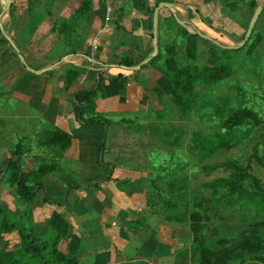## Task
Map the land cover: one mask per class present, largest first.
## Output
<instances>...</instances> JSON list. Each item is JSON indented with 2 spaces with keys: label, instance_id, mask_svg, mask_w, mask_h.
Instances as JSON below:
<instances>
[{
  "label": "rangeland",
  "instance_id": "374dc122",
  "mask_svg": "<svg viewBox=\"0 0 264 264\" xmlns=\"http://www.w3.org/2000/svg\"><path fill=\"white\" fill-rule=\"evenodd\" d=\"M118 1L12 0L7 9L5 0H0V167L8 159H19L29 182L45 175L47 194L57 203L67 189L99 181L108 171L98 165L101 128L81 127L64 77L57 80L51 75L45 78V74L52 72L63 54L81 53L86 41L99 31L101 18L105 26L126 30L124 25L131 28L142 12L152 33L146 11L158 0H120L121 5ZM161 1L188 6L202 22L199 31L231 49L217 52L203 40L181 35L172 11L163 8L159 12L160 56L156 68L169 73L186 69L212 72L219 80L196 81L194 106L184 112L171 97L164 98L162 112L157 115L162 120L147 114V120H156L154 124L144 123V131L126 139L119 148L106 146L105 162L115 155H131L143 174L161 164L153 172L159 174L162 169L163 175H144L133 183L117 180V186L127 188L133 204L120 197L123 191L114 189L119 199L109 197L106 184L100 187L102 190H83L80 197L70 196L58 210L70 230L57 242V251L65 254L72 246L77 250L78 264H203L201 253L210 264H264V251L245 256L238 247L241 240L254 237L264 244V122L254 126L253 120L264 121V0L259 2L262 11L251 38L239 49L235 47L243 42L255 13L251 9L253 0ZM185 28L194 33L190 25ZM120 47L112 53L117 66L129 57L128 47ZM153 51L152 42L143 57L135 55L134 63L140 65ZM49 68L40 76L30 71ZM238 110L247 111L251 118L235 129L228 127L226 123L233 122L232 115ZM122 116L110 114L108 118L118 120ZM163 142L165 147L160 146ZM66 143L67 148L63 146ZM219 145L224 146L216 150ZM157 154H162L161 163ZM10 176L5 175L0 183V230L5 224H21L26 234L47 246L44 261L27 258L23 263L56 264L57 256L51 253L55 237L48 225L54 209L44 203L42 193L31 204L23 203ZM170 178L188 181L186 188L191 192L182 195L181 201L187 208L168 213V219L159 206H149V212H144L143 197L155 196L156 179L165 186ZM218 181L221 186L214 187ZM238 184L249 200L251 195L260 194V198H244L241 202L239 191L228 196ZM78 207L82 210L76 211ZM127 213L141 215L147 221L146 232L139 240H133L127 232L123 242L112 244L117 249L114 252L106 240L109 233L123 237L120 216ZM202 228L207 242L204 245ZM0 236L15 242L11 235ZM84 237L85 244L80 245Z\"/></svg>",
  "mask_w": 264,
  "mask_h": 264
},
{
  "label": "crops",
  "instance_id": "0c3cea01",
  "mask_svg": "<svg viewBox=\"0 0 264 264\" xmlns=\"http://www.w3.org/2000/svg\"><path fill=\"white\" fill-rule=\"evenodd\" d=\"M119 1L118 4L121 5L122 3L121 1ZM172 5V13L182 20L181 24H183L184 27H186L184 23H188L187 21H190V24H192L194 27L196 26L197 28H199L198 30H200L202 22H200L199 17L196 15V13H194V11H191L188 6H184L182 4ZM102 12L103 15L101 17L104 16V10ZM141 13L142 12H140L139 14V18L141 17V19L135 20L131 28L128 29V25H124L123 29L126 30H117L109 27L108 25L105 26V24L103 23V19L100 17L101 25L99 31L93 37L89 38V40L86 41L83 51L81 53H77L76 56L63 58L56 64L52 72L47 71L49 74H45V78L51 75L56 79L61 77H64L65 79V74L68 71L75 68L78 69L79 76L69 89V93L71 91L70 94L72 96L78 91L94 88L98 79V75L108 69L109 75L113 78L108 79L103 83L102 88L105 94V99H100L96 102V112L105 116H109L110 114H115V116H118L120 114L123 115L122 119L125 120L124 123L120 124V122H123L122 119L119 118L118 120H114L110 118L111 122L108 126V135L103 154V162L105 164L111 165L114 168V171L112 178L113 181L105 184L107 185V187H109L107 188V195L109 197H113L116 199H119L121 197L125 201L131 203L134 202L133 197L130 195L128 196L127 188L123 185L122 187H119L120 185L117 184V182L130 181L131 183H133L141 176L144 177V175L148 174H151L157 178H161L163 175L162 169L159 170L161 171L159 172V174L153 172L156 171L158 167L161 168V164L159 166L156 165L154 167H151L150 172H147V174H143L140 170L141 165L137 163L136 158L131 155H125L124 157L115 155L112 161L105 162L104 157L108 153V150L106 151V146L108 145L111 150L119 148V145H121V143L125 144L126 139L138 136L142 131H144V123L145 126L146 124H154L156 120L154 122L149 121V119L151 118H148L147 120V114H155V118L158 121L162 120V118L157 117V115L160 116L162 112L163 104H165L163 99L171 97L172 92L170 81L160 71L157 70L156 66L147 65L141 70L130 71L119 68L114 64V62L116 61V57L112 53L118 51L117 49H120V46L122 44H125L128 47L127 53L129 54V59L135 62L137 61V55L143 57L148 52V49L153 42L151 38L152 33L150 34L148 32V23L147 21H145V18H143ZM178 23L179 25H181L180 21H178ZM116 77H123L126 80H119ZM117 113L119 114L116 115ZM94 125H97V128H101L100 139L98 141V143H100L102 127L99 123H95L91 125V127ZM165 144L166 143H161L160 146L165 147ZM99 148L100 146L98 147V153ZM152 153L153 149L151 151V154ZM155 157H158L160 163L161 161H163L162 154H157ZM159 180L156 179L157 185H155V189L158 191L156 192L155 196L144 195V203L142 206L143 211L146 213L149 212V206L150 208H157V206L161 207V203L158 199V193L163 195L167 201L174 202L177 205L178 209L175 212L178 213L181 209H184L187 205H183L181 203L182 195H184L185 193L189 194L191 192L189 188H186L188 186V181H181L177 178L176 180L170 178V181H168L170 183L164 186V184ZM116 184L119 186H117ZM114 189L118 190V193H121L120 191H123V193L120 194V197L114 194V192L116 191ZM100 190L102 189L100 188ZM84 192L85 191L82 190L72 193L70 195L71 199L72 197H80V195ZM195 198L199 199L198 194H195ZM78 209H80V211L82 210L78 207L76 211ZM111 212L113 214V211ZM107 213L110 216L111 213L109 212V210L107 211ZM168 213H172V211L167 213H164L163 211L162 214H164L168 219L170 218L168 217ZM127 214H125L124 216H120L121 227L124 229L123 237H121L120 235L117 236L114 233H109L110 238H108L109 240H106L108 243H110V248L114 252L117 251V249H114L112 244L114 243L113 245H119V243L123 242V240L127 237V234H129L127 232H130L133 240H139L142 237V235L140 234H144L146 232L145 230L147 227V221L143 219L141 215L138 216L135 214H128L127 218H125ZM150 215H152V213ZM125 220H144L145 225L138 230H133L124 225L122 221ZM85 241L86 240L84 237L82 240H80V245H84ZM75 246L77 247V245ZM147 251L149 250L147 249Z\"/></svg>",
  "mask_w": 264,
  "mask_h": 264
},
{
  "label": "trees",
  "instance_id": "16d2710c",
  "mask_svg": "<svg viewBox=\"0 0 264 264\" xmlns=\"http://www.w3.org/2000/svg\"><path fill=\"white\" fill-rule=\"evenodd\" d=\"M63 1L67 3H73V0H63ZM161 2H162L161 0H158L157 5L153 9L146 11V15L151 22L154 11ZM259 2L260 0L252 1L251 9L254 12L260 6ZM173 18L177 20V22L178 21L182 22V20L179 17H177L175 14L172 15V19ZM184 24L190 25L194 29V33L191 34L189 31H187V29L184 26L179 25L181 35L203 40L207 42L212 48H214L217 52H225L230 49L229 47H226L216 42L215 40L205 36L192 24L190 23H184ZM70 56H76V53H66L60 57L62 60L63 58ZM159 56H160V51L157 57L153 58L148 65L156 66L157 61L159 60ZM138 65L139 64H136L134 63V61L130 60L129 57H125L120 62L118 67L132 71V69H134ZM157 70L160 71L170 81L172 87V92H171L172 100L178 107V110L181 112L187 111L192 106H194L195 98L193 93H194V85L196 81L202 78H204L206 81L219 80L218 75L217 74L214 75L212 72L211 74H205L203 72L197 73L195 71L186 69L174 73H169L166 70L162 69L161 67H157ZM78 76H79V71L76 68L68 71L65 74L64 84L66 90L70 89V87L75 82ZM111 78L113 77L109 75L108 69H106L105 71H103L101 74L98 75V79L94 88L89 90H81L72 95L73 113L75 115V119L77 123L81 127H88L95 123H99L102 127V135L99 143L100 148L98 153V165L100 168L108 171V174L104 178L87 185L83 184L77 187L67 189L62 195L61 202L57 203L53 201L47 194V186L44 183L45 175L38 176L37 181L36 182L34 181V183L29 182L28 175H26V173L22 170L19 159H8L4 161L2 166L0 167V183L4 179L5 175L11 173L10 181L16 185V194L23 203L31 204L35 200L37 195L39 193H42L44 203L51 206L54 209L50 217V221L48 222V225L55 237L54 243L52 245L51 253L57 256V259L55 260L56 264H78L77 250L72 246L67 248V252L65 254H60L57 251V244H58L57 242H59L61 239L66 238L70 230L69 225L59 215L58 210L65 205V202L69 199V196L72 193L79 192L82 190H95L99 188L102 184L113 181L112 178H113L114 168L111 165L105 164L103 162V154H104L105 144L108 135V126L111 120L110 118H108V116L101 115L96 112V102L100 99H105V94L103 92L102 85L106 80ZM116 78L119 80H126L123 77H116ZM236 113L232 115L234 116L233 122H231L230 124L226 123L228 127H231L233 129H235L237 126H240L242 123H245L244 121H246L247 119L251 118L249 117L248 112L245 110H238ZM124 120L125 119H122L123 122H120V124L124 123ZM253 120H254V126L261 125L264 122L256 119ZM53 140L54 142L57 143L59 142L57 139H53ZM222 143L225 144L226 142L224 141L221 142V144ZM232 145L234 144L228 145L226 147L229 148V146ZM63 146L67 148L69 144L66 143V145ZM222 146L224 145L217 146L216 150L222 149ZM253 156H255L256 158V153H254ZM256 182L257 181H255V184H257ZM219 186H221L220 181L214 184V187H219ZM236 191H239L240 197L242 198L241 202L243 201L244 198H246V200H249V196L246 195L247 193L243 190V188L239 184L232 187L227 195L232 197ZM260 196H261L260 194L251 195L250 196L251 199L249 201H255L256 199H259ZM262 196H264V194H262ZM158 199L161 203V208L163 210L165 209L166 212H171V211L175 212L178 209L177 205L174 202L167 201L166 198L160 193H158ZM198 205L199 204H196L194 206H198ZM242 206L243 205H241L240 210H243L244 206L243 207ZM186 208L187 206L184 209ZM0 212H1V208H0ZM123 223L126 227L133 230H138L145 225V223L140 220H125ZM204 229L205 228H202L200 232V238L203 242V245L204 243L205 244L207 243L205 240ZM26 232H27L26 229L22 227L21 224H13V225L5 224L1 227L0 233L4 235H11L14 238L15 242L10 240V238L4 239L3 237L0 236L3 242V248L0 249V264H25L23 263V260L27 258L36 259L39 260L40 262L45 260L46 253L48 251L47 246L43 245V243L38 242V239L35 238L32 234H26ZM238 247L245 251L246 254L245 256H256L257 254L264 251V244L257 237L241 240L238 244ZM202 254L203 253H201L200 256L203 264H210V261H208V259H206L205 256H202Z\"/></svg>",
  "mask_w": 264,
  "mask_h": 264
},
{
  "label": "water",
  "instance_id": "95a60500",
  "mask_svg": "<svg viewBox=\"0 0 264 264\" xmlns=\"http://www.w3.org/2000/svg\"><path fill=\"white\" fill-rule=\"evenodd\" d=\"M5 3L7 5V9H9L11 7V4H12V1L10 0H5ZM163 8H166V9H169V10H172L173 8V5L172 4H168V3H160L158 5V7L155 9L154 11V14H153V18H152V41H153V54L150 58L148 59H145L139 66H137L136 68L132 69V71H138V70H141L143 67L147 66L151 60L155 57H157L158 53H159V49H158V21H159V12L161 9ZM261 11H262V7L259 6L255 13H254V16L250 22V25H249V28H248V31L246 33V36L243 40L242 43H240L237 47H235V49H239V48H242L244 47L247 42L249 41L252 33H253V30L257 24V21L259 19V16L261 14ZM181 24V22H180ZM183 26V24H181ZM231 49V48H230ZM20 60L21 62L24 64V60L22 57H20ZM28 69V68H27ZM51 70L50 68L49 69H46V70H43V71H33V70H30L32 73H34L35 75H42L44 74L45 72Z\"/></svg>",
  "mask_w": 264,
  "mask_h": 264
},
{
  "label": "built area",
  "instance_id": "2783aa9c",
  "mask_svg": "<svg viewBox=\"0 0 264 264\" xmlns=\"http://www.w3.org/2000/svg\"><path fill=\"white\" fill-rule=\"evenodd\" d=\"M110 13H111V9L109 8V9H108V14H110Z\"/></svg>",
  "mask_w": 264,
  "mask_h": 264
}]
</instances>
